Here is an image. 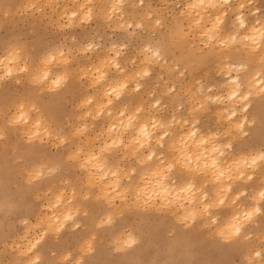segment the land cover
Masks as SVG:
<instances>
[{
  "label": "clouds",
  "instance_id": "obj_1",
  "mask_svg": "<svg viewBox=\"0 0 264 264\" xmlns=\"http://www.w3.org/2000/svg\"><path fill=\"white\" fill-rule=\"evenodd\" d=\"M0 264H264V0H0Z\"/></svg>",
  "mask_w": 264,
  "mask_h": 264
}]
</instances>
